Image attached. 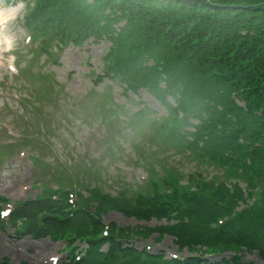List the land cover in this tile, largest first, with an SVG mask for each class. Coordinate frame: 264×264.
<instances>
[{"label": "trees", "instance_id": "1", "mask_svg": "<svg viewBox=\"0 0 264 264\" xmlns=\"http://www.w3.org/2000/svg\"><path fill=\"white\" fill-rule=\"evenodd\" d=\"M27 1L33 8L24 26L42 52L53 57L90 38L110 41L97 82L147 90L167 116L147 119L140 110L134 120L149 123L172 156L188 154L217 172L184 179L163 165L134 196L45 187L1 223L15 235L65 241L70 260L63 264H255L244 261L255 253L264 262V0ZM112 211L162 225H105ZM153 234L172 236L192 256L166 260L130 244ZM228 252L220 261L204 257Z\"/></svg>", "mask_w": 264, "mask_h": 264}, {"label": "rangeland", "instance_id": "2", "mask_svg": "<svg viewBox=\"0 0 264 264\" xmlns=\"http://www.w3.org/2000/svg\"><path fill=\"white\" fill-rule=\"evenodd\" d=\"M23 2L0 0V11L10 9L9 5L18 8ZM21 16L22 11L18 18L0 26L2 212L8 215L13 204L38 196L45 187L58 189L60 184L65 190L73 184L76 191L92 186L112 196L123 191L134 196L143 191L150 173L162 170L163 165L178 169L184 179L216 174V170L199 166L188 154L184 158L172 156L149 123L134 120L132 114L139 109H144L147 119L167 116L159 99L144 90L130 94L128 99L120 86L107 77L97 82L110 41L95 42L91 38L80 47L69 45L56 58L47 57L38 43L29 40L28 32L18 22ZM18 69H25L24 74L18 75ZM26 74L32 76V85L28 86ZM40 75L44 76L42 80ZM109 110L114 114L110 118L104 116ZM7 215H1L2 220ZM103 222L130 229L162 225L155 220L142 223L117 211L105 214ZM13 232V227L4 226L0 219V263L47 264L65 260V244L61 241L35 240ZM130 243L139 250L147 247L151 254L188 255L178 250L170 235L157 240L153 234L148 239L133 238ZM225 255L230 257L229 252ZM244 261L264 264L256 253L245 254Z\"/></svg>", "mask_w": 264, "mask_h": 264}, {"label": "bare ground", "instance_id": "3", "mask_svg": "<svg viewBox=\"0 0 264 264\" xmlns=\"http://www.w3.org/2000/svg\"><path fill=\"white\" fill-rule=\"evenodd\" d=\"M0 21H1V18H0ZM6 39V38H5ZM8 40H9V38H8ZM8 46H9V41H8ZM1 53H2V51L0 50V56H1Z\"/></svg>", "mask_w": 264, "mask_h": 264}, {"label": "snow or ice", "instance_id": "4", "mask_svg": "<svg viewBox=\"0 0 264 264\" xmlns=\"http://www.w3.org/2000/svg\"><path fill=\"white\" fill-rule=\"evenodd\" d=\"M0 215H7V212L0 213Z\"/></svg>", "mask_w": 264, "mask_h": 264}]
</instances>
